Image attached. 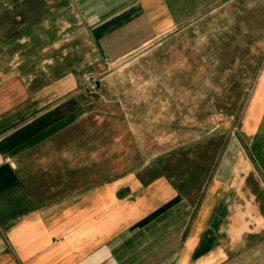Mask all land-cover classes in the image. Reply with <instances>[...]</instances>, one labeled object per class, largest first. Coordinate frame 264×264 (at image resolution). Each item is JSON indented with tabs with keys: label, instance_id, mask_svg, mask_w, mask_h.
Masks as SVG:
<instances>
[{
	"label": "crops",
	"instance_id": "0c3cea01",
	"mask_svg": "<svg viewBox=\"0 0 264 264\" xmlns=\"http://www.w3.org/2000/svg\"><path fill=\"white\" fill-rule=\"evenodd\" d=\"M46 1L0 0V264H264V0ZM202 31L258 50L241 132L216 154L169 151L160 170L123 172L118 151L91 165L89 140L68 131L77 76L42 87L43 44L68 37L59 46L89 64H123L175 40L197 47Z\"/></svg>",
	"mask_w": 264,
	"mask_h": 264
},
{
	"label": "rangeland",
	"instance_id": "374dc122",
	"mask_svg": "<svg viewBox=\"0 0 264 264\" xmlns=\"http://www.w3.org/2000/svg\"><path fill=\"white\" fill-rule=\"evenodd\" d=\"M13 34L11 30L10 35ZM198 35L196 39L204 42L197 47L175 40L123 64H89L85 58L87 50L83 56V48L59 46L61 40L73 43L68 37L57 42L58 48L51 47V43L43 44L42 87L48 82L46 75H51L52 83L65 75L77 76L78 91L67 102L73 106L75 115L68 131L89 140L85 145L91 158H95L91 159V165L98 162V153L118 151L122 152L119 162L123 172L130 167L145 166L160 170L167 161L156 159L169 151L185 147L180 150L190 158L195 154H216L226 146L222 143L224 137L241 132L240 94L243 87L254 86L263 67L257 63L258 50L254 49L256 57H253L249 49L211 46L213 41L208 39L213 38L205 31ZM220 35L217 33L214 39H220ZM60 50L66 56L57 53ZM139 53L137 50L132 55ZM249 56L253 61L243 64L246 61L243 57ZM90 80L97 81L96 91L91 90ZM231 83L234 95L228 97L222 92ZM231 99L234 113L226 117V104ZM212 136L215 140L208 142L206 139ZM195 141L200 144L194 145ZM78 146L74 145L75 150ZM130 154L137 156L130 160L127 158ZM191 163L184 164L183 160L181 164L185 167Z\"/></svg>",
	"mask_w": 264,
	"mask_h": 264
},
{
	"label": "built area",
	"instance_id": "2783aa9c",
	"mask_svg": "<svg viewBox=\"0 0 264 264\" xmlns=\"http://www.w3.org/2000/svg\"><path fill=\"white\" fill-rule=\"evenodd\" d=\"M89 84H90L91 90H93V91H96L97 90L98 84H97V81L96 80H90L89 81Z\"/></svg>",
	"mask_w": 264,
	"mask_h": 264
}]
</instances>
